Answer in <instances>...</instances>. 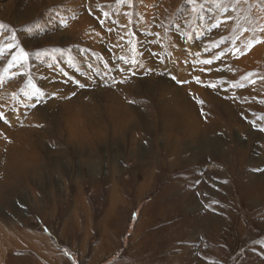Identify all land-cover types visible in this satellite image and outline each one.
I'll use <instances>...</instances> for the list:
<instances>
[{"label": "bare ground", "instance_id": "1", "mask_svg": "<svg viewBox=\"0 0 264 264\" xmlns=\"http://www.w3.org/2000/svg\"><path fill=\"white\" fill-rule=\"evenodd\" d=\"M180 1L89 0L92 3H100L101 7L87 10L85 4L87 0H0V41L6 35L5 33H7L9 26L20 28L22 25L29 27L30 24H33L40 26V28L43 27L42 31L45 34L40 31L35 36L29 35L31 36L30 38L25 37L22 41L19 39L28 48L34 47V45L38 46L35 43L37 42L36 39L42 37L38 42L52 44L58 51L61 49L65 51L69 46V48L71 46L76 48L78 45H87L86 47L93 53L103 52L107 54L106 44L103 45L100 41L102 39L107 41V39L118 38L120 31L115 29V25H119L120 21L125 29L127 28L126 33L131 39H134L133 34L138 35L137 32H141L144 27L152 32L159 31V33H162L160 36L165 32L162 30L166 29L169 33L167 40L172 43L173 41L177 42L176 45H171L174 49L175 46L187 49L186 47L189 46L188 43L191 41V48H189L191 51L196 52L201 48V44L198 42L193 46L197 41L195 39L196 35L191 34V36L189 35L190 37L188 36L189 38L181 36L180 32L183 29V23L182 28L178 24L176 25L179 28L177 30L169 26L171 21L180 20L177 15L180 4L178 2ZM213 1L212 7L209 5L206 13V20L213 22L217 17L221 18V23L213 25V28L206 34L216 44L212 46L213 53L211 54L226 52L229 49V45L230 49H234L236 52L233 60L228 59L229 64H221L223 67L221 76L231 82L230 86L238 85L239 83L237 82L241 80L244 82H240L242 85L251 83L247 88L240 89L241 91L239 90L237 93L235 92L234 95L232 90L226 88L224 84L221 85V82V84L215 82L217 75H215L216 70L213 67H208L204 64L207 68L204 67L201 70V64L197 61V64L192 62L196 66L190 70L189 66H184L180 62L178 53H176L174 64L168 66L166 62V66L163 68L167 69L168 72H172L174 77L180 82L185 81L186 85L180 84L179 86L171 87L164 77L158 75L155 68L149 73L145 71V76L142 78L137 77L142 74L145 66H147L146 62L151 64L154 60L151 57L147 58L146 52H144L143 56H140L137 51H133L134 47L132 44L127 47L125 51L127 55L124 58V63L127 66L126 69L130 71L131 79L126 80L123 85L114 81L108 84L114 79L120 80L123 76L115 72L116 70L111 71L104 66L96 67V74L102 75L103 79L94 80L95 75L90 76L91 71L89 72L90 69L87 70L86 78L93 85V89L88 91L78 89L76 86V88L73 87L72 82L67 84V80L62 74L59 76L58 74L52 75L49 71L51 65L29 67L26 59L19 55L20 58L16 59V64L19 66L16 67L22 69V75L18 76L12 73V75H7L5 80L3 78L0 79V92L3 89L0 97L4 98L0 100V111L6 110L5 107L8 104L6 97H10L17 103L16 97L18 96L16 92L23 86L28 89L30 86L31 88L38 87L36 94L39 97H48L47 94L56 93V97H51L44 105L40 104L31 113L34 118L33 123L37 122L39 124L48 120L51 123L50 125L53 124L55 131L50 134L47 132L49 128L44 126L42 129L37 130L33 126L31 127L32 130L31 128L19 127L20 121L17 119H23L24 115L28 114L23 106V101L21 104L17 103L18 106L13 110L15 113L10 114L13 117H16L15 114L20 116L11 120L13 122L10 125L12 129L0 124V135L5 133L7 137L6 140L0 139V148L4 149L3 157L8 161L3 169L2 167L0 168L3 171V174H0V206L10 208L11 204L8 200L15 191L9 183L11 179L7 178L6 172L11 171L14 180L19 179L21 181L30 178L32 180L33 176L35 179L36 175L39 174L40 169L34 167L27 160L35 158H29L27 153L17 146L22 145V148L29 146L36 153L37 149L44 145L43 139H46L47 143L50 144L65 145L73 148L79 154L80 152H85L86 157L82 165L89 167L93 172H97L98 164L91 160L93 156L92 150L88 152L87 149L95 148L104 143L107 137L109 139H117L118 137L117 141H122L124 145L126 144L130 148L129 152L131 155L127 160L133 162L132 166L124 170H120L116 165L109 168V176L105 178V182L111 183L106 191L108 198L107 207L100 220L95 223L89 213H87L88 204L83 197V183L86 182L82 175H76L72 179V182L77 187L74 204L68 216L65 217L60 236L63 239L72 241L71 248L79 251V256L82 258L86 255L90 237L93 234H97L96 244L88 253L90 264H96L103 256L116 251L119 245L120 232L123 230L133 203L138 202L145 194L152 193L158 189V193L154 197L157 201H152V204L143 210L138 219L127 253L112 264H160L163 246L166 245L167 249L172 246L170 253L180 247V243L177 247L174 241L176 242L183 228L181 227L182 224L177 220L178 227L167 226L165 228L170 232V235L157 236L150 224L155 218H161V215L164 218L170 217L168 220L171 222L173 221L171 220L172 212H180L178 209L180 207L179 202L172 197L177 185V178L173 172L177 166H186L193 162L191 161L193 158L194 160L196 159L197 155L186 161L180 157V154L185 149L180 144V140L183 138L191 140L193 138V140L199 139L203 146L200 158H198V161L202 160L200 164H211L214 167L219 164L222 167V176L230 184L229 187H223L225 190L223 192H227V197L232 199L230 201H232L236 210L239 211L241 220L239 219L240 221H238L236 214L226 215L221 220H205L206 216L204 215L201 219L199 218L200 216L198 218L191 217V225L201 221L196 226L203 225L208 233L206 236L208 242L216 245L221 235H230L229 231H233L231 235H235L238 231L243 230L245 221H248L251 227V221H253L254 216L263 215L264 217V180L256 179L251 174L248 175L243 169L245 164L251 163V160H248V149L242 148L237 143L233 147L223 150L221 148L223 141H220L223 138L210 137L223 131L230 134L227 139L233 142V136H231L233 131L236 130L243 133L249 129V124L243 119L244 116H252L253 120L264 131V31H262L264 29V10L259 9L260 5L264 7V0ZM210 2V0H191V5L193 10H195L199 9L202 3L205 6V4L207 5ZM125 6L127 7L125 8ZM228 6L230 10L226 12L225 9ZM111 7L113 10L108 13L107 11ZM101 13H103V16ZM222 19H224V22ZM133 20L137 21L138 24H135V22L133 24ZM245 28H248V31H245ZM103 30L110 32L107 33ZM229 32L234 34L233 41L231 40V43L224 44L223 39L227 37L225 33L229 34ZM241 32L243 33L240 34ZM138 37L141 38L142 36L138 35ZM257 41L261 42L258 43ZM117 43L119 44L120 42ZM6 44L3 46L7 50L3 51L0 43V52H6L9 55L11 51H14L13 46L10 43L9 45ZM202 46L201 49H205V44H202ZM142 49L144 51L147 47L143 45ZM240 50H244L242 54H240ZM178 51L180 52L179 49ZM72 56L73 59L78 58V54L74 55L72 53ZM78 59L82 60L80 57ZM84 61L87 60L84 58ZM91 63L96 65L98 61L91 59ZM91 63L90 65H92ZM81 64L82 61L80 62ZM85 65H87L86 62ZM85 65L83 63L82 66ZM88 68L86 66V69ZM59 69L57 67L54 68L57 71ZM88 76L90 77L88 78ZM187 76H191V81L187 80ZM26 78H30L32 84L34 82L35 84L32 85L28 80V82H24ZM257 79L260 80L253 84ZM203 82H214L215 84L209 88ZM149 90L153 92V96H157L155 109L160 112V117H158L159 126L156 129L150 126L151 122L148 123V120L143 116L141 118L138 117L137 121L139 120L140 123L137 125H135V116L133 117L134 120L130 121L132 118L130 115L131 109L123 101V98L127 97L128 94L132 96L131 93L134 94L141 91L148 93ZM31 96L28 90L26 97L29 98ZM200 98L203 101L202 103L198 101ZM104 115L106 119H104ZM30 118L31 115L27 119L29 124L32 122ZM147 134L153 137L155 145H158V141H161L162 147L159 148L156 145L154 151L148 154L149 161L141 162L139 155L135 152V147L139 141L146 139ZM161 135L162 138L160 140ZM57 136L62 141H56L55 138H58ZM137 136L139 140L136 139ZM251 139L257 142L258 148L264 154V132L251 133ZM260 159L264 160V156H260ZM54 162L58 170L60 165L56 160ZM58 173H63L62 165ZM215 173H218V171ZM93 174L95 175V173ZM94 175L89 182L93 188L98 190L100 179L98 180ZM124 175H127V178ZM138 178L141 181L137 183ZM132 188L134 196L133 199H129V193ZM231 188H233L234 192H232ZM213 194L217 199L218 195ZM193 202L191 203L194 204ZM240 202L246 207L245 217L240 209ZM153 207L155 209L152 210ZM79 212H82L83 215L80 216ZM147 213H149V217L146 218L145 215ZM258 225L264 228V224L259 223ZM16 234H19L21 243L26 246L19 255L15 254V248L21 245L15 239ZM162 237L164 238L163 244L160 240ZM174 237L175 239L173 240ZM47 239L35 233L20 234L18 227L14 224L10 223L9 228H7L0 223V264H44L43 261H48L49 263L53 260L56 261L55 255L57 252ZM250 252L245 261L242 262L243 264H256L254 263L256 261L255 256ZM57 257L59 262H63L61 257ZM177 258L183 259L180 264L189 262L188 258ZM170 263L172 264V262ZM189 264L191 263L189 262Z\"/></svg>", "mask_w": 264, "mask_h": 264}, {"label": "rangeland", "instance_id": "2", "mask_svg": "<svg viewBox=\"0 0 264 264\" xmlns=\"http://www.w3.org/2000/svg\"><path fill=\"white\" fill-rule=\"evenodd\" d=\"M210 1L211 2L208 3L207 5L205 4L204 6V4L202 3L199 9L193 10L191 5V0H181L180 2H178L180 4H179V9L177 11L178 19L180 20L176 22L171 21L169 23L170 28H174V30L179 29L176 26L177 24L180 28H182V23H183V29L181 30V32L182 31L183 32L182 33L180 32V34L184 38H189L191 34L196 35L195 39L197 41L193 44V46L198 42L201 44V48H202L203 47L202 44H205V49L202 50L200 48V50L198 49L196 52L191 51L190 49L191 41L188 43L189 46L186 47L187 49H185V47L184 49H181L178 48L177 46H175L174 49L173 46L171 45L172 44L176 45L177 42L173 41L172 43L171 41L167 40L169 33L166 29L162 30L165 32L163 33L162 36H160V34L162 33H159V31L152 32L151 30H148L146 27H144L141 32L140 31L137 32L139 36L140 35L142 36L141 38H139L137 34H133L134 39H131L130 36H128L126 33L127 28L125 29L123 23H121L120 21H119V25L118 24L115 25V29H118L120 31L119 37L118 38L116 37L115 39L114 38L107 39V41L105 39H102L100 41V43L102 42L103 45L106 44L105 48L107 50V54L103 52L93 53L88 47H86L87 45L84 46L78 45L76 46V48L72 46L71 48H69L70 47L69 46L66 49L67 51L65 50L66 52L62 49L58 51L55 49L54 45L52 44H47L45 42L42 43L38 42L42 39V37L36 39L37 42L35 43L38 46L34 45V47L28 48V46L23 45V43L21 42L22 39L25 37L30 38L31 36H35L36 34H38V32L43 30L42 29L43 27L40 28V26H35L33 24H30L29 27L26 25H22L20 28L9 26L6 31L7 33H5L6 35L3 37L0 43L3 51L7 50V48L3 46L6 43H7L6 45H9V43L12 44L14 51H11L9 55L6 54V52L3 53L0 52V79L3 78V80H5L6 76L12 75V73L13 75L15 74L18 76L20 74L22 75V71H21L22 69H18L16 67L19 66L16 64V59L19 57V55L22 56L21 50H23L24 52L27 53L26 63L28 64L29 67H34V66L42 67L45 65L46 66L51 65L49 71L52 75L58 74L59 76L62 74L63 77H65V79L67 80V84H69L68 82L70 83L72 82L71 84L73 87L76 86L78 87V89H82L83 91H88L93 89V85H91L90 82H88L90 80L86 78L87 70L90 69L89 70V72L91 71L89 74L90 76L95 75L93 78L94 80L95 79L101 80L102 75L96 74V67H100V66L107 67L111 71L116 70L115 72L123 76V78H121L120 80L114 79L110 81L108 84H111L114 81L117 84L123 85L126 80L131 79L129 74L130 71L126 69L127 66L124 63L125 62L124 58H126L127 55V53L125 52L127 50V47H129V45L132 44V46L135 49V50L132 49L133 51H137L140 56H143L145 54L144 52H146L147 58L151 57L154 60V62L151 64H148V62H146L147 66H145V69L143 70L142 74L138 75L137 77L142 78L143 76H145L146 72L149 73L155 68V71L158 72V75L164 77V79L168 81L171 87L179 86L180 84L186 85L187 83H184L185 81L180 82L176 78L174 79L173 73L168 72L167 69L163 68L164 66H166L165 65L166 62L168 63V66H172L174 64L176 53H178L180 55L178 57V59H180V62L184 64V66H189L190 70L194 68V66H196L197 61L200 62L201 64L200 65L201 70H203L206 65L208 67H213L216 70L215 75H217L215 82H218V84L222 83L221 85L224 84L226 88L232 90V93L234 95L235 92L237 93L240 89L242 90L247 88V86L251 85V83L249 82L247 85L246 84L242 85V83L244 82H242L241 80L240 82L242 83L238 81L237 82L239 83L238 85L230 86L231 82L226 80L224 76H221L223 72V67L221 66V64L222 63L229 64L228 59L233 60L234 56H236L234 53L236 52L234 49H230V45H229L228 47L229 49H227L226 52L224 51L216 54H211L213 53L212 46L216 44L213 43L211 38H209V36H206V34L209 33L210 29L213 28V25H218L221 23V18L216 17L215 21L213 22L206 20L207 18L206 13L208 12L209 5L210 7H212L214 2L213 0ZM85 4L87 10H94L98 7H101L100 3H92L89 2V0H87ZM126 7L127 6H125V8ZM259 9L264 10V7L260 5ZM112 10L113 8L111 7L107 12L111 13ZM229 10L230 7L228 6L225 9V11L229 12ZM101 15L103 16V13H101ZM222 20L224 22V19ZM134 22L135 24H138L137 21L133 20V24ZM105 24H109V23H105ZM103 31L107 33L110 32L108 30H103ZM245 31H248V28H245ZM42 32L43 34H45L44 31ZM242 33L243 32H241L240 34ZM225 36L227 37L224 39L222 38L224 44H227L229 42L231 43L233 41L234 34H231L229 32V34L225 33ZM117 42L120 43L118 44ZM143 45L144 47H147V49L144 51H142ZM178 49L180 50V52L178 51ZM182 51L183 53H181ZM243 51L244 50H240L239 51L240 54H242ZM71 52L74 55L78 54L77 57L78 58L80 57L82 60L78 58L73 59ZM221 53L222 54L224 53V55H222ZM170 55L173 56L171 57ZM84 58L87 61L83 62ZM91 59L97 60L98 63H96V65L92 64ZM81 61L82 64L80 65ZM205 61H211V63H205ZM85 62L87 63V65H85ZM192 62L196 64H193ZM83 63L85 66H82ZM90 63L92 65H90ZM86 66L87 68L88 67L89 68L86 69ZM56 67L60 69L58 71L54 70V68ZM70 70L73 72H71ZM90 76H88V78ZM218 76L221 78H219ZM239 79H241V77H239ZM27 80L29 81V83L32 84L30 78H26L24 82H26ZM187 80L191 81V76H187ZM258 80L260 79L255 80L253 84L255 82H258ZM203 83L209 88H211L213 84H215L214 82H203ZM80 85H84V86L80 87ZM37 89L39 88L38 87L31 88L30 86L28 89L27 87L23 86L16 92V95L18 96L16 97L17 103L21 104L23 101L24 103L23 106L27 110L26 112H28V114L26 113L24 115L23 119L19 118L20 117L19 114H15L16 117L10 115L15 113V111L13 110H15V108L18 105L15 100H12L10 97H6V100H8V104L5 107L6 110L3 109L2 111H0L4 113L5 119L0 120V124L6 128L8 127L12 129V126L10 125L13 122H11V120L14 118H19L17 120L20 121L19 127L21 128L30 129L33 126V128L37 130V129H42L44 126L46 128H49L47 132L50 134L53 131H55V128L53 129V124L50 125L51 123H49L48 120L47 122H41L39 124L37 122L33 123L34 118L32 117L31 114L33 113L32 110L35 109L40 104L44 105L51 97H56V93H49V94L46 93L48 97L47 96L39 97L36 94ZM28 90L30 91L33 97L32 96L29 98L26 97ZM1 92H3V89L1 90ZM131 95L132 96L128 94L127 97L123 98V101H125L124 103L129 105V108L131 109L130 115L132 116V118L130 119V121L131 120L133 121L134 120L133 117L135 116L136 117L135 125H137L138 123H140L139 120L137 121L138 117L141 118L143 116L148 120V123L151 122V124L149 125L152 126L154 129H156L157 126H159L158 117H160L159 110L155 109L157 96H153V92L151 90H149L148 93L147 92L144 93L141 91L139 93H134V94L131 93ZM1 99L4 98L0 97V100ZM198 101L203 102L201 98L198 99ZM240 104L242 103L240 102ZM30 115H31L30 119H32L31 124H29L27 120ZM103 117L104 119H106L105 115ZM244 117H243L244 121L249 124V129L245 130L243 133L236 130L233 131V133L231 134V136H233V142H230V140L227 139V137L230 136V134L223 131L211 135L210 137L223 138L220 139V141H223L221 147L223 150H227L228 148L233 147L237 143H239L242 148H247L248 160H251V163L245 164L243 166V169L248 173V175L251 174L256 179L264 180V160L260 159V156L263 157L264 154H262L261 150L258 148L257 142L251 139V133L264 132V131L262 127L257 125V122L253 120L252 116L250 117L244 116ZM5 120L7 121V123L5 122ZM148 135L149 134H147L146 139L139 141L135 147V152L139 155V160L141 162L149 161L148 154L152 153L157 145L154 144L153 137L151 135L149 136ZM141 136L144 137L143 134H141ZM57 137L58 138L54 137L56 141H62L59 139V136ZM60 138L62 137L60 136ZM161 138L162 135L160 136V140ZM0 139L6 140L7 139L6 134L5 133L1 134ZM117 139L119 138L117 137ZM117 139H112V138L109 139L107 137V140L104 143L95 147L96 149L95 148L87 149L88 152L92 150L91 153L93 154V156L91 160L97 162L98 164V169L96 170L97 172H93L89 169V167L82 165L83 160L86 157L85 152H80L79 154L78 152L74 151L73 148L65 145H61L60 143H59L60 145L50 144L47 143L48 141L46 139H43L44 145L37 149L38 153L37 152L35 153V151H33L29 146H24L23 148L22 145L17 146L18 148L23 149V151L27 153V156L29 158L30 157L35 158V159L30 158L31 160L30 159L27 160L30 161L34 165V167H37L40 170H39V174L36 175L35 179L33 176L32 180L30 178L28 180H22V181L19 179L14 180L11 171L6 172L7 178L11 179L9 183L11 184L12 188L15 191L12 197H10V199L8 200L9 203L11 204V207L9 208V207H4L2 205L0 206V223L7 228H9L10 223L14 224L15 226L18 227L20 234L35 233L39 236L48 238L47 239L48 242L57 252V254L55 255L56 261L53 260L51 263H49L48 261L45 262L42 260L44 264H90L88 253L96 244L97 234L96 235L93 234V236L90 237L87 245V252L85 253L86 255L85 257L81 258L79 256V251L71 248L73 242L68 239H63L60 236V233L62 231L63 222H65V217L68 216V213L70 212V209L74 204L75 192L77 187L72 182L73 181L72 179H74L76 175H82L84 181L86 182L83 183L84 185L83 197L88 204L87 213H89V216L91 217L94 223L99 221L100 218L102 217V214L104 213L107 207L106 202L108 201L106 191L111 184L109 182H105V178L109 176V168H111L113 165H116L120 170H124L128 167H131L133 164L132 161L127 160V158H130L131 155L129 152L130 148L127 147L126 144L124 145L122 141H117ZM136 139L139 140L138 136L136 137ZM50 140L52 141V139ZM180 144L182 145V147L185 148L184 152L180 154V157H182V159H185L186 161L195 155H197V157L195 156L196 159L194 160L193 158L191 160L193 161L191 162V164H188L186 166H177L173 172V174L177 178V185L175 191L172 193V197L179 202L180 207H178V209L180 210V212H176V211L172 212L173 216L171 220L173 221L171 222L170 220H168L170 219V217L164 218L161 215V218L159 219L155 218V220L150 224L152 225V229L154 230L157 236L159 235L164 236L165 234L170 235V232L165 228L167 226H171L173 228L178 227L177 220L179 223L182 224L181 227L183 228V230H181L179 237H177L176 242L174 241L177 247L178 244L180 243L179 245L180 247L173 250L174 252L170 253L171 252L170 249L172 248V246L170 249H167L165 247L166 245L163 246L164 249L163 247L161 249L162 254L160 255V257L161 256L162 257L160 259V264H166V263L171 264L170 262H172V264H180L181 263L180 261H183V259L180 260L177 257L188 258L191 264H243L242 262L245 261L250 251H251L250 253H252L255 256L256 261L254 263L264 264V228L258 225L259 223L264 224L263 215H259L257 217L254 216L253 221H251L252 223L251 227L249 226L248 221H245L243 230H241L240 232L238 231L235 235H231L233 231H229L231 236L221 235L216 245L208 242L206 238L208 233L203 225L196 226V224L201 221H198L197 223L191 225V217L198 218V216H200L199 218L201 219L202 216L205 215L206 216L205 220L207 219L221 220L226 215L228 216L230 214L231 216L236 214L238 216V221H240L241 215L239 214V211L236 210V208L234 207L232 201H230L232 199L227 197V192H223L224 190L223 187L225 188L227 186L229 187L230 184L228 181L224 180L225 178L224 176H222L223 175L222 167L219 166V164L216 165V167H214L211 164L202 165L200 164L202 160L198 161V158H200V153L203 150V146L200 140L199 139L193 140V138L189 140L183 138L182 140H180ZM157 147L159 148L162 147L161 141H158ZM4 152H5L4 149L0 148V153H1L0 168L2 167V169L8 163L7 159H4L5 157H3ZM55 160L60 165L58 170L54 162ZM61 165L63 168V173H58L59 169L61 168ZM2 169H0L1 171L0 174L1 173L3 174ZM244 170H242V172H244ZM216 171H218V173H215ZM93 173H95V175ZM214 174H218V175H214ZM93 175L98 180L100 179V186L98 190L93 188L92 184L89 182V180L91 179V177H93ZM124 177L127 178V175H124ZM140 181L141 180L138 178L137 183ZM202 187L204 188V190ZM231 189L232 192H234L233 188ZM157 193H158V189L152 193L145 194L138 201L139 203L138 202L133 203L129 211V214L127 216V219L124 223L123 230L120 232L119 245L117 246L116 251H114L111 254L103 256V258L102 259L100 258L101 260L99 259L96 264H112L118 259L122 258L123 255L127 253L130 245V239L133 236V232L138 223V219L140 215L143 213V210L148 208L152 204L151 203L152 201L153 202L157 201V199L154 198ZM213 193L218 195L217 199L214 197ZM133 196H134V190L132 188L130 190L128 198L133 199ZM192 201H194L193 202L194 204L191 203ZM241 203L242 202H240V209L243 213V216L245 217L246 207H244V204ZM153 209H155V207H153L152 210ZM79 215L81 216L83 215V213L79 212ZM145 217L146 218L149 217V213H147ZM255 217L256 219H254ZM15 239L19 241V243H21L19 234L15 235ZM174 239L175 237L173 238V240ZM160 240L163 244L164 238L162 237ZM25 248L26 246L21 243V245L15 248V254L19 255L22 252V250ZM57 256L61 257L63 259V262H59ZM189 262H187V264H189Z\"/></svg>", "mask_w": 264, "mask_h": 264}, {"label": "snow or ice", "instance_id": "3", "mask_svg": "<svg viewBox=\"0 0 264 264\" xmlns=\"http://www.w3.org/2000/svg\"><path fill=\"white\" fill-rule=\"evenodd\" d=\"M106 15V14H105ZM262 31H264V29H262ZM258 43L261 42V41H257ZM249 47H251V45H249ZM21 53H22V56L23 58H27V53L24 52L23 50H21ZM205 63H211V61H205ZM175 79V77H173ZM84 85H80V87H83ZM131 102V101H130ZM202 103V102H201ZM5 117H4V113L3 112H0V120H4ZM5 122L7 123V121L5 120Z\"/></svg>", "mask_w": 264, "mask_h": 264}, {"label": "crops", "instance_id": "4", "mask_svg": "<svg viewBox=\"0 0 264 264\" xmlns=\"http://www.w3.org/2000/svg\"><path fill=\"white\" fill-rule=\"evenodd\" d=\"M75 253H77V252H75ZM102 258H103V257H102ZM102 258H101V259H102ZM79 259H80V258H79ZM101 259H100V260H101ZM83 261H84V260H83ZM88 262H89V261H88ZM99 262H100V261H99ZM99 262H98V263H99Z\"/></svg>", "mask_w": 264, "mask_h": 264}]
</instances>
